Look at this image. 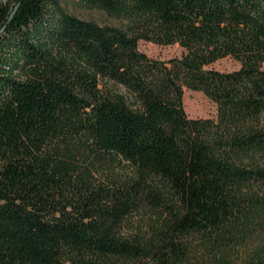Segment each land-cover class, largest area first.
Here are the masks:
<instances>
[{
    "label": "trees",
    "instance_id": "16d2710c",
    "mask_svg": "<svg viewBox=\"0 0 264 264\" xmlns=\"http://www.w3.org/2000/svg\"><path fill=\"white\" fill-rule=\"evenodd\" d=\"M79 1L155 23L135 36L69 14L60 0L0 5V264H188L192 236L217 264H233L222 253L264 214V193L244 191L264 187V165L233 159L264 161V0ZM142 38L184 52L152 58ZM225 57L240 68L211 67ZM185 88L216 103L217 120L189 117ZM74 139L129 162L137 178L77 180L53 148ZM143 205L165 207V230L126 237Z\"/></svg>",
    "mask_w": 264,
    "mask_h": 264
},
{
    "label": "rangeland",
    "instance_id": "374dc122",
    "mask_svg": "<svg viewBox=\"0 0 264 264\" xmlns=\"http://www.w3.org/2000/svg\"><path fill=\"white\" fill-rule=\"evenodd\" d=\"M14 3L15 0H0V5L7 4L11 7ZM60 4L65 12L78 18L103 26L118 27L130 35L139 36L149 30L155 23L151 15L137 13L128 8L114 12L99 7L87 6L79 0H60ZM138 45L139 49L149 57L160 60L179 57L184 52V49L177 43L161 45L142 38L139 40ZM211 67L221 71H234L240 68V62L232 57H225L213 63ZM100 86L121 93L130 100L132 99V96L122 86L112 81L100 79ZM184 106L188 116L191 118L217 120L218 108L216 103L211 101L202 91L185 88ZM258 126L264 127V114ZM53 148L60 159L72 165L74 168L73 176L77 180L84 179L97 185H122L131 183L137 178L136 170L129 162L115 155L100 156L81 139H74L68 143H59ZM233 159L244 165H264L263 160L254 156L234 155ZM154 184L168 203H174L170 186L166 182L156 179ZM244 191L262 194L264 193V187L250 185L245 187ZM168 220L169 215L165 207L153 208L150 205H143L127 219L122 232L126 237L150 239L165 230ZM255 221L258 222L253 224L250 230L244 231L237 238L234 247L224 251L222 253L224 254L223 258H219H222V260L225 258L224 261L228 259L233 264L257 263L259 259L264 261V214H257ZM186 241L189 246L188 264H217L215 260L217 256L215 257L213 250L202 241L201 236H192Z\"/></svg>",
    "mask_w": 264,
    "mask_h": 264
}]
</instances>
